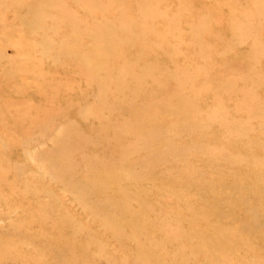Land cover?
Wrapping results in <instances>:
<instances>
[{
  "label": "rangeland",
  "instance_id": "374dc122",
  "mask_svg": "<svg viewBox=\"0 0 264 264\" xmlns=\"http://www.w3.org/2000/svg\"><path fill=\"white\" fill-rule=\"evenodd\" d=\"M0 264H264V0H0Z\"/></svg>",
  "mask_w": 264,
  "mask_h": 264
}]
</instances>
